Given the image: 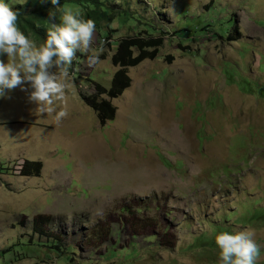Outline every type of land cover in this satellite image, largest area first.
I'll return each instance as SVG.
<instances>
[{
	"label": "rangeland",
	"instance_id": "rangeland-1",
	"mask_svg": "<svg viewBox=\"0 0 264 264\" xmlns=\"http://www.w3.org/2000/svg\"><path fill=\"white\" fill-rule=\"evenodd\" d=\"M101 1L110 36L94 34L97 65L73 58L65 117L19 87L0 98V264H218L215 236L245 228L264 264L251 222L264 209V0ZM230 19L223 39L194 34ZM151 25L158 58L102 98L116 109L103 125L81 95L110 90L118 44ZM26 161L40 176L22 175Z\"/></svg>",
	"mask_w": 264,
	"mask_h": 264
},
{
	"label": "clouds",
	"instance_id": "clouds-1",
	"mask_svg": "<svg viewBox=\"0 0 264 264\" xmlns=\"http://www.w3.org/2000/svg\"><path fill=\"white\" fill-rule=\"evenodd\" d=\"M60 12H49L46 39L37 44L19 28V10L0 0V98L6 91L19 87L28 92V99L41 113L54 114L59 122L67 115L66 89L69 67L78 52L88 53V65L100 62L101 47H93L96 23L85 19L78 11L61 6L60 0H50ZM255 231L245 228L222 231L215 236L219 248L218 264H257L261 245L256 243Z\"/></svg>",
	"mask_w": 264,
	"mask_h": 264
},
{
	"label": "trees",
	"instance_id": "trees-1",
	"mask_svg": "<svg viewBox=\"0 0 264 264\" xmlns=\"http://www.w3.org/2000/svg\"><path fill=\"white\" fill-rule=\"evenodd\" d=\"M22 1H24L23 4ZM9 3L12 6H15L14 9L19 10L17 20L19 28L25 33V35L35 39L39 44L43 43L46 39L47 29L50 26L48 20L49 12H55L56 22H59L60 12L50 4V0H9ZM60 4L64 7L72 5L75 8L85 10L86 13L84 18L93 19L96 23V32L99 34L103 32L104 36L109 38V32H104L102 28L103 24H106V27H109L112 24L114 14L108 11L103 1L60 0ZM234 24V19L222 23L217 22V27L204 23L203 28L194 29V34L201 32H204L205 34V28L211 27L216 35L223 39ZM140 27L145 28V26L142 25H140ZM146 28L147 29L141 31L135 37L125 38L118 44V50L113 56V63L115 67L119 68V71L114 76L111 89L106 90L101 87V85L95 84L96 94L94 96L86 97L81 95L87 106L94 111L99 122L103 125L114 120L116 109L112 106L111 102L102 98L107 97L109 100H115L122 96L124 92L130 88L131 84L127 71L139 66L147 60H155L158 58L159 49L163 46L162 39L155 38L154 34L156 31L152 25L146 26ZM187 33H190V31H181V34L184 37H189L186 35ZM202 35L203 34H201V36ZM42 169L41 162L26 161L22 170V175L40 176ZM251 218L252 223L264 224V209L261 211H255L251 215ZM36 227H38V224H36ZM57 245V249H59L60 245Z\"/></svg>",
	"mask_w": 264,
	"mask_h": 264
}]
</instances>
